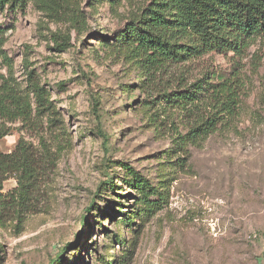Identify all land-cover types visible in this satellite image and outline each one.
<instances>
[{
  "label": "rangeland",
  "instance_id": "1",
  "mask_svg": "<svg viewBox=\"0 0 264 264\" xmlns=\"http://www.w3.org/2000/svg\"><path fill=\"white\" fill-rule=\"evenodd\" d=\"M150 1L0 7V86L33 99L35 77L50 99L41 110L34 98L32 115L8 123L0 141L5 153L31 144L40 158L32 197L0 226V264H264V37L240 54L214 51L149 72L128 26ZM220 78L232 81L235 114L191 140L192 127L219 115L207 81ZM199 81L189 111L167 101ZM20 176L9 175L4 195Z\"/></svg>",
  "mask_w": 264,
  "mask_h": 264
},
{
  "label": "trees",
  "instance_id": "2",
  "mask_svg": "<svg viewBox=\"0 0 264 264\" xmlns=\"http://www.w3.org/2000/svg\"><path fill=\"white\" fill-rule=\"evenodd\" d=\"M12 1L14 0H0V7ZM128 32L146 56L144 69L160 73L174 64H183L194 57L214 51H232L240 54L253 39L264 37V0H151L141 15L129 23ZM200 82L194 85L195 91L167 92V101L176 102L177 108L189 111L190 106H195L199 98L197 94L202 88L198 85ZM207 84L213 95L218 97L216 107L219 108V115L192 127L189 138L194 141L205 139L214 133L221 114L226 112L233 116L237 107L230 86L232 81L229 82V78H220L219 82L213 83L207 81ZM0 88L4 89L3 93H0V141L10 132L8 123H14L20 118L28 119L32 115L34 98L41 110L50 107L48 91L35 77H31L28 86L33 99L29 96L24 98L5 83ZM91 99L99 122L97 134L108 150L111 135L100 123L98 97L93 94ZM38 154L33 145L22 141L11 153L0 149V226H5L6 221L13 219L15 214L22 213L32 197L33 187L37 184L39 176L37 171L40 169ZM40 154L43 157V154ZM14 173L21 174L19 187L7 197L2 191L4 181ZM142 182L140 178H136L135 186H143ZM109 184L111 189H116L112 181ZM18 188H21L23 193L18 195ZM96 205L94 199L86 209V214L95 210ZM7 209L12 213H5Z\"/></svg>",
  "mask_w": 264,
  "mask_h": 264
}]
</instances>
